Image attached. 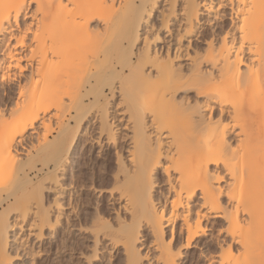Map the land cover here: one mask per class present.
I'll return each mask as SVG.
<instances>
[{
	"label": "bare ground",
	"instance_id": "6f19581e",
	"mask_svg": "<svg viewBox=\"0 0 264 264\" xmlns=\"http://www.w3.org/2000/svg\"><path fill=\"white\" fill-rule=\"evenodd\" d=\"M155 3L0 0V84L16 82L15 90L9 88L14 100L4 90L0 94V186L8 176L3 180V175L16 169L10 173L11 191L0 187V207L18 197L22 179L33 171L36 177L47 169L48 180L67 172L76 137L91 130L98 159L105 161V145L114 151L113 170L103 162L97 172H110L115 192L110 190L109 197L114 200L115 193L124 201L130 217V223L127 218L117 222V231L106 229L107 234L98 227L93 232L97 224L110 225L100 221L101 209L100 218L94 213L100 220L93 215L90 223L83 219L88 210L83 214L76 209L75 222L88 227L95 222L94 228L90 225L94 235L88 231L95 245L103 236V242L106 238L115 249L120 247L124 264H142L149 252L159 264H264V0H167L169 10L160 13L159 30L150 34L154 25L144 28ZM32 4L34 10L27 11L25 6ZM22 15L33 23L19 28ZM94 20L103 22V34L90 30ZM107 91L124 105L117 117L107 112ZM6 116L13 118L9 125L2 123ZM124 121L128 126L122 128L131 131L127 157H122L116 133ZM43 130L56 135L50 140ZM27 140L30 150L22 158L16 147ZM42 155L45 168H38L35 159ZM155 174L163 177L159 198L153 194ZM64 186L62 194L68 190ZM70 203L55 199L43 212L29 209L31 235L40 236L44 228L53 231L59 212H64L59 210ZM19 206L23 223L30 211ZM1 219L0 264H7L9 226ZM211 220L226 226L207 241L209 229H214L207 228ZM142 224L148 229L143 256L138 250Z\"/></svg>",
	"mask_w": 264,
	"mask_h": 264
},
{
	"label": "rangeland",
	"instance_id": "374dc122",
	"mask_svg": "<svg viewBox=\"0 0 264 264\" xmlns=\"http://www.w3.org/2000/svg\"><path fill=\"white\" fill-rule=\"evenodd\" d=\"M146 5H147V7H149L150 6V2L148 4H146ZM167 5H168L167 0H156V3H155L154 8L152 10L151 16L150 17H147L146 16V18H147V21H146L147 22V28L145 27L144 29L147 31L148 28L150 27V24L151 25H154V28H153L154 30L152 29V31H148L150 34H155V32H157L159 30V29H156L157 21L160 20V13L163 12V13L166 14L167 11L169 10V7ZM26 6H25V9L27 11L30 12V11L34 10V5L33 4L32 5H26ZM26 10H25V12H26ZM222 12L223 11H221V12H218L217 11V13H220V14L227 13L226 11L224 13H222ZM205 19H206V17L203 18V20H205ZM30 21L31 20L29 18H25L22 15L19 18L18 27L19 28H22V26L24 24L27 25V24L30 23ZM103 26H104L103 25V22H101L99 20H94V21H92V22L89 23L90 30L95 31L94 32L95 34L97 32H98L97 34H99V32L103 34V32H102L103 31ZM16 31L17 30H16V27H15V33H16ZM12 32H14V29H13ZM102 34H100V35H102ZM101 39H103V38H101ZM95 45H96V42H95ZM138 45H137L138 48L139 47H142V44H138ZM200 48H204V46L202 45V46H200ZM26 73L27 72H25L24 74H26ZM15 84H16L15 81L12 82V83H10V84L9 83H6V82H2L0 84L1 85L0 86V94H2V92L4 90L6 96L7 95L10 96V98H12V100H14L16 98V94L15 93L14 94L13 93H10L9 94V88H12V89L14 88L13 90H15ZM107 96L108 97L105 100L106 102H104L107 105L106 106L107 107V112H108L109 115H111V117H112V115L117 117L118 116L117 115L118 110L120 111L121 109H123L124 108V105L122 106V104L121 105L119 104L120 103L119 100H118L119 97L117 95H115V96L112 97L110 95L109 91H107ZM107 100H108V102H107ZM115 105H117V106L115 107ZM95 112H96L95 108H92V110H89V114L90 115L92 114L91 116H93L95 114ZM90 117H89V119H91ZM164 119H165V117H163L161 119V121L162 120L165 121ZM2 120L5 121V124L2 121L3 125H9V124H11L13 118H11V117L9 118V116H6ZM124 122H121L120 127H119V129L117 130L116 133H117V136H121V138H120V144L122 143V147H123L122 150L124 151V152L122 151V153H123L122 154L123 155L122 157H127V154L125 153V151L126 150L128 151L127 148H129V146L131 145V143L129 144V141L127 142V140L129 139V136L131 134L130 133L131 131H129L127 128L126 129L124 127H123L124 129L122 128V126H125L127 124V122H125V123ZM94 124H96V123L94 122ZM126 126H128V125H126ZM147 131L149 133L151 130L150 129H147ZM41 132L43 134H45L46 135V138H48L50 140H52L53 139V136L56 135V134L50 133V132L49 133H46V132L44 133V130L41 131ZM94 133L95 132L94 131L91 132V130L89 132L87 131L85 133L83 131V132H81L76 137V140H75L76 141L75 151H74V153L72 154V157L69 160L71 162H70V165L66 168L67 169V172H64V173H62V172H56V180H50L49 179L50 180L49 181L48 178L46 177V175H48L47 174L48 171L46 172L47 169H44V171L43 172H40L38 174V176H36V177L34 175L35 172L33 171L32 173L29 174L30 179H29V177L28 178L26 177V178L22 179L21 183L23 185H22V187L20 189L21 191L19 190V192H18V197L16 199L15 198H11L9 201L5 202L2 205V207H0V214H1L0 215L1 216L0 219L3 216H5L6 220L4 219V217L1 220L4 219L5 222H7L8 226H9V227H7V237H8V240L7 241L8 242H7L6 249H4V252L6 254L9 253L8 256L6 255V259H7V257H9L11 259V260H9V263H7V264H80L81 261H83V264H87V263L89 264L90 262H93L92 264H114L115 263L114 261H116V260H117L116 261V264H118L117 262H121L119 260H122L121 263L124 264V261H123V259H124L123 257L124 256H122L123 251L121 250V248L118 247V248L115 249L111 244H109L107 242L108 240L106 238L104 239V242H103V236L101 234H103L102 233L103 232L102 229L103 230L104 229L105 230L107 229L108 231H110V229L115 228V231H117L119 229V223H117V222L127 221L128 218H130V217H129V215H127L128 213L125 210V208L122 207V205L124 204V201H122V202L119 201L117 199V195L115 193H113L114 198L116 197L114 200H112L111 197H109L110 196L109 193L113 190V184H112L113 182H112V180H110L111 178L109 177L110 172H108L109 174H107L106 171L105 172L102 171L103 173L97 172V171H101L102 168L106 164H107L106 167L110 171H111L110 168H112V170H113V168L115 166L114 163H113L114 162V156H115V154H114L113 149L112 150L109 149V146L110 145L108 144L107 146L105 145L106 149L104 147V152H106V155H107L108 158L106 156H104L105 159L103 158V160H105V161H102V159H98L99 158V157H97V150L98 149L96 147H94L95 144L93 142V138H95V136H96ZM83 134H85V135H83ZM126 135L127 136L129 135V136L126 137ZM152 135L150 134V137H152L153 139L152 138L151 139L154 140V136H152ZM78 137H79V139H78ZM124 137H125V139H124ZM91 140H92V142H91ZM162 141H163V143L165 145V141L166 140L163 139ZM29 146H30V140L25 141L22 146H17L16 147V150L19 153L18 156L23 155L24 152H25V150L26 151L30 150L29 149ZM129 150H131V149H129ZM107 152H109V153H107ZM28 154L30 156L31 155V152H28ZM33 154H34V152H33ZM21 157L23 158L24 156H21ZM109 159H110V161H108ZM46 161H47V158L45 159V156L42 155L41 157L35 159V162H36L35 164L38 166V168H41V167L42 168H45L43 164ZM103 162H105V163L107 162V163L106 164L104 163L105 164L104 165ZM102 164H103V166H102ZM108 164H109V167L110 168L108 167ZM26 167L29 168V166H26ZM12 170L13 171H11L10 173L11 174H14V171L16 169L13 168ZM34 170H36V169H34ZM10 173H8V174L5 173L6 175H3V178H2L4 180L5 177L8 175L6 177V179H5V181L4 182L2 181L3 183H1V186H0L1 189H4L5 191H11V189L13 188L14 178H13V175H11ZM15 173H16V171H15ZM94 173L95 174L96 173H101V174H99L100 176H98V175L97 176L96 175L94 176L93 175ZM76 175H78L77 176V178H78L77 180L74 178V176H76ZM160 175H161V173H160ZM63 177H64V179H63ZM108 178H110V179H108ZM12 179H13V181H12ZM73 180H76V183H78V184H75L76 186H73V182H72ZM100 180H102L103 182L106 181V180H108L107 185L105 186V184H106L105 182L104 183L102 182L100 184L99 183V182H101ZM153 180H154V182L159 183V184L154 183L153 188H154L155 191L152 189V192L154 191L153 194L156 193L154 195L157 198L158 196H160V191L163 190V188H162L163 181H160V180H163V177H160L159 175L155 174L153 176ZM93 181H94V184H93ZM0 182H1V180H0ZM11 182H12V185L10 184ZM69 182H71V184H70L69 187H67V184H69ZM39 184H41V185H39ZM63 184L64 185L66 184V186H64ZM92 184L94 186H91L90 187V185H92ZM97 184L101 188L98 187ZM35 185H36V187H35ZM62 185L64 187H67L66 189H68L70 192L67 190L66 194H62L61 193L62 192V189H63V186ZM33 186L36 189L33 188ZM95 186H96V188H95ZM159 187H160V189H159ZM104 188H105V190H103ZM30 190H32L33 192L30 191ZM99 190H101V192H99ZM112 192H115V190L112 191ZM20 193H22V195ZM34 193L35 194L37 193L35 195V198L39 202L38 203L39 205L37 204L39 207H37V205H35L36 203H34V201H35L34 200L35 199L34 198ZM81 193H82V195H81ZM27 194L29 196H27ZM31 195H32V200H31ZM3 197L4 198L6 197L5 194H4ZM25 197H27V198H25ZM64 197H66V198H64ZM83 197H84V199L86 201L84 199H81ZM18 199H19V201H22V200L24 201L25 200L26 203L24 204V202L23 203L21 202L22 205H23V206H21L19 202H16V200L18 201ZM26 199L28 201H26ZM39 199H40V201H39ZM55 199L57 201H59V203L60 202L67 203V201L69 200V203L71 202L69 204L71 207L70 206H67L68 208L67 207H62V210H59V211H64V212H63V214H62V212L61 213L59 212V215H60V216H58V219H59L58 223L59 224H56V226H55V228H54L53 231L52 230L50 231V230H47V228H44L41 231L40 236H33V235H31V232L34 231V230L28 228L29 225H30V223H31V221L33 220V215H32L33 211H31V210H34V211H42L43 212V210L48 209L50 206H52L51 204H52V202ZM75 199L76 200L78 199V202L74 201ZM84 201L86 203H84V204L81 203V202H84ZM14 202H16V203H14ZM75 202H76V205H75ZM80 203H81V205H79ZM9 204H11V205H9ZM19 205L21 206V209H23V208L26 209L28 207L26 210H27V212L30 211L29 214H28V217H27L26 221L23 222V223L21 222V219L19 217L21 210L18 209L17 207H15V206H19ZM120 205H121L122 208L120 207ZM20 206H19V208H20ZM40 206H41V208H40ZM64 206H66V205L64 204ZM78 206H80V207H78ZM117 206H118V208H117ZM7 207H9V208H7ZM63 208H64V210H63ZM86 208H88V209H86ZM94 208H96V209L94 210ZM16 209H18V210H16ZM29 209H31V210H29ZM76 209L77 210L80 209L81 213H83V212L87 213V210H88V213H87L88 215L83 213L85 217L87 216L86 218H83L85 221H87L86 223H90V221H93L89 217H92L93 215H95L94 213H97L98 214V215L96 214L97 217H99V218L101 216L102 217L100 218L101 219L100 220L95 215V217H96V219L94 218L95 220L98 219L101 222H104L102 220H106V222L108 221L107 223H109L111 226L108 225L107 228H102L101 226H98V225H101V224H97V225L95 224L97 227L95 226L96 229L95 230L94 229L92 230V228H94L93 225H94L95 222L92 223L93 225L90 224L91 226H93L91 229H90V225L89 224H88L89 227L87 226V224H85L83 222H79V224H78V222H75L74 214H73V212H76L75 211ZM81 209L82 210L84 209L86 211H84V210L82 211ZM98 209H101V210H98ZM97 210L99 211V213H101V216L97 212ZM90 212H92V213L90 214ZM64 213H65V215H64ZM118 213H119V216L121 215L120 216V219H118L120 221H116L115 220V219H117L116 215L118 216ZM54 214L56 215L57 212L54 213ZM83 214H82V216H83ZM119 216H118V218H119ZM125 216H127V217H125ZM70 217H72V219H70ZM64 218H67V219L64 220ZM126 218H127V220H125ZM113 221H115V224H114ZM68 222H70V223H68ZM71 222L74 223L73 224L74 226H72V223ZM128 222H129V220L127 222H125V223H128ZM82 223L85 226L82 225ZM76 225H77V227H76ZM80 225H82L83 228H81L82 226L80 227ZM112 225H114V226H112ZM210 225L213 226L214 229H209L210 232L208 233L207 241H209L211 237H213V236L216 235V231L220 227L225 228V226H226L223 221H219V220H216V221L215 220H213V221L211 220V221H209L207 228H210ZM61 226H64V227H61ZM141 226H145V225L142 224ZM87 227H88V230H87ZM98 227H99V230L102 231L101 234H99V235L102 236V239H100L101 241H98L96 243V245H95L93 236H91L92 234L90 232H88V231L89 230L90 231L92 230L93 232L94 231L96 232V231H98L97 230ZM167 229H169V228H167ZM80 230H82V233H80L81 232ZM83 230H85V232H83ZM107 230L105 232H107V234H108L109 232ZM139 231L141 233H139V236H138L140 238V241H139V244H138V250H139V252L141 251V254H142L141 256H143V253L145 252V250L143 249V247L145 246V244L143 242H144V240H146L148 238V229L145 226V227H141L139 229ZM110 232H113V231H110ZM78 233H80V234H78ZM93 235H94V233H93ZM87 236H88V238H87ZM90 238L93 239V240H91ZM91 241H93L94 243H92ZM78 242H79V245L77 244ZM75 244H77V245H75ZM97 244H98V246H97ZM102 244H103V246L104 245L105 246L104 247L101 246ZM94 247H95V249L96 248H98V249L95 250ZM102 247H103V249H102ZM99 249H101V250H99ZM1 251H3V249ZM152 253L153 252H151V253L149 252L150 257L147 258V259H143V260H145V261L147 260V262H150L151 261L150 262L151 264H159V262H157V261L155 262V257H154L155 253H153V254ZM196 253H197L196 256H198L199 255V251L197 250ZM94 254L96 256L93 258ZM89 257H92V260H89ZM118 258H119V260H118ZM149 259H151V260L149 261ZM145 261H142V264H147V262H145Z\"/></svg>",
	"mask_w": 264,
	"mask_h": 264
},
{
	"label": "snow or ice",
	"instance_id": "6c2138e0",
	"mask_svg": "<svg viewBox=\"0 0 264 264\" xmlns=\"http://www.w3.org/2000/svg\"><path fill=\"white\" fill-rule=\"evenodd\" d=\"M261 212H262V215H264V200H262ZM81 264H83V261H81Z\"/></svg>",
	"mask_w": 264,
	"mask_h": 264
}]
</instances>
